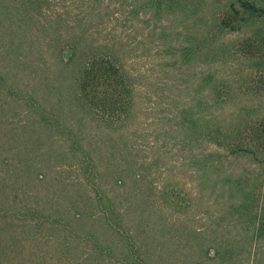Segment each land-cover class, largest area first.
<instances>
[{
  "label": "rangeland",
  "instance_id": "obj_1",
  "mask_svg": "<svg viewBox=\"0 0 264 264\" xmlns=\"http://www.w3.org/2000/svg\"><path fill=\"white\" fill-rule=\"evenodd\" d=\"M159 1L0 0V264H264V23ZM74 33L133 76L124 122L74 103Z\"/></svg>",
  "mask_w": 264,
  "mask_h": 264
},
{
  "label": "trees",
  "instance_id": "obj_2",
  "mask_svg": "<svg viewBox=\"0 0 264 264\" xmlns=\"http://www.w3.org/2000/svg\"><path fill=\"white\" fill-rule=\"evenodd\" d=\"M162 1L166 0H160L158 3ZM226 6L229 11L233 10L232 14L246 15L248 21L264 23V4L258 0H227ZM0 11L3 14L11 13L10 9L2 5ZM82 39V34L76 33L66 39L57 36L53 47L65 68H71V74L66 75V78L71 80L73 101L100 125L109 126L114 122L120 124L127 119L134 102L133 76L125 69L117 55L105 51L101 44L90 45L88 50ZM100 85L109 87L112 91L110 97L103 93L105 89L99 90L98 95L94 93L96 86ZM110 112L116 114L114 118H111ZM180 112L183 114V111ZM183 120L188 128H194L195 118L184 115ZM1 250L3 247L0 245Z\"/></svg>",
  "mask_w": 264,
  "mask_h": 264
}]
</instances>
